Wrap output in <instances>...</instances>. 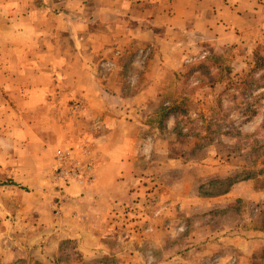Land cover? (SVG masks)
Here are the masks:
<instances>
[{
  "label": "crops",
  "instance_id": "1",
  "mask_svg": "<svg viewBox=\"0 0 264 264\" xmlns=\"http://www.w3.org/2000/svg\"><path fill=\"white\" fill-rule=\"evenodd\" d=\"M220 30H242L250 35L257 33L256 40L259 35L264 36V0H0V44L4 48L3 57L0 56V87L7 93L17 94L22 110L38 107L52 111L79 100L82 113L86 116H83L84 122L96 120V129L103 134L96 140L98 143L94 151H83L78 140L72 136L74 131L69 130L72 122L68 123V153L73 156L74 162L90 166L93 180L87 182L75 177L68 179L67 183L55 178L57 149L50 157L48 171L52 173L53 185L58 187L54 197L62 198L58 201V213L54 217L25 218L14 237L8 231H1L0 264H61L60 260L64 257L68 258V264H120L116 259L127 251L125 264L137 263L130 260L142 253L135 251L130 244L126 247L121 241L122 230L118 227L114 210L126 202L119 194L128 198L141 194H137L138 189L133 190L140 172L157 175V170L150 169L152 151L154 141L157 143L158 138H163L157 134L163 131L150 128V117L130 122V118L126 120L120 117L121 114L114 117L104 112H124L129 107L135 108L124 101L131 88L130 84H126V78L141 65L137 59H132L138 43L152 45L153 39L158 42H155L158 44V55L153 74L134 73V91V86H139L142 80L148 85L139 93L135 91L142 95L150 92L152 84L163 79L161 73L176 71L188 62L183 37L186 40L191 34L203 43L216 41L218 44ZM167 34L172 37L165 36ZM224 43L221 45L238 44ZM149 61L152 62L151 59ZM106 65L113 66V69ZM158 98L161 109L165 100L161 94ZM146 106L137 107L145 109ZM170 125L166 129H170ZM166 134L169 135L168 132ZM35 138L34 142H42L40 138ZM240 182L230 186L221 199H244L234 193ZM153 183L164 192L169 189L165 184ZM152 187L146 186L142 191L149 199L138 201L139 205L146 202L157 207L158 203H152L153 198L155 200ZM256 194L259 197L257 202H264V189ZM252 196L247 199L253 200ZM159 202L164 204V208L168 207L167 200L159 199ZM218 203L221 201H216L212 208L202 212L194 205L190 208L192 212L185 214L184 201L181 198L172 201L177 209L175 215L169 214V209L165 214L166 228L163 233L166 243L164 239L159 246H147L144 257L137 258V264L181 263L182 256L187 253L197 260V264H216L217 255L227 251L233 255L235 264H254L258 261V252L264 249V229L260 225L264 212L260 214L257 226L250 228L251 231L243 236L231 234V241L239 239L241 246L232 242V248L224 247L218 254L214 247H197L195 239L192 246H174L176 249L171 250L183 236H186L184 239L194 236L193 233L188 236L185 226V232L182 228L179 230L176 227L179 224L193 223L203 217L211 231V224L216 219L209 217L210 212L218 213L222 210L214 209L225 207ZM205 213L206 216H203ZM221 218L222 215L218 219ZM145 220L152 221L146 215ZM173 222L177 223L174 224V232L169 225ZM152 230L155 232L153 228L146 230L147 239ZM214 231L211 236L215 239L218 235ZM9 239L15 240V245L10 248L7 245ZM146 255L150 256L147 258ZM155 255H160V260ZM186 262L189 261H183L184 264Z\"/></svg>",
  "mask_w": 264,
  "mask_h": 264
},
{
  "label": "rangeland",
  "instance_id": "2",
  "mask_svg": "<svg viewBox=\"0 0 264 264\" xmlns=\"http://www.w3.org/2000/svg\"><path fill=\"white\" fill-rule=\"evenodd\" d=\"M220 31L218 44L215 43L216 41L203 43L191 34L187 36L186 40L183 37L182 40L186 43L184 50L188 62L184 63L176 71L161 73L163 79L159 81L154 79L156 83L152 84L150 92L142 95L138 93L148 85L146 86L142 80L139 86H134L136 87L135 91H138L136 93L132 89V86L135 85L134 73L138 72L141 75L150 72V74H153L155 61H157L156 56L158 55V44H156L158 42L155 41L157 39H153L152 45L150 43L148 45L138 43L136 45L137 50L132 54V59H137L141 65L137 67V70L133 74H130L126 78L125 82L128 85L130 84L131 88L128 89L124 101L132 104L131 106L135 108L129 107L124 112L108 110L104 113L112 114L111 116L114 117H118L121 114L120 117H124L126 120L130 118V122L139 118L142 120L146 117L151 118L155 116L160 109L161 100L158 98L159 94L165 100V98L174 93L179 85L177 77L181 74L184 65L194 62L198 58L201 59L208 53L222 54L225 51V46L221 44L224 42H227L224 44H229L230 42L238 43L233 44L237 45L240 49L236 52L237 54L232 63V76L234 78L243 76L253 66L254 51L258 47L264 48V36L259 35L258 40H256L254 37H256L257 33L250 35V33L247 34L248 32H243L242 30ZM154 35L159 38L164 37L163 35ZM165 36L172 37L169 34ZM217 37L218 34H216ZM3 51L4 48L0 44L1 57H3ZM150 59L152 62L149 61ZM105 67L112 68L113 66L106 65ZM1 82L0 80V84ZM224 87V84H219L212 90L200 89L196 91L188 101V111L191 117L195 118L198 114L206 113L215 96ZM77 101H72L70 105L58 106L56 110L52 111L42 110L38 107L32 110H22L17 94L7 93L4 88L0 87V182L12 180L24 188L22 190L14 186H0V232L8 231V234L14 237L15 234L19 233L21 228L20 222L25 218L54 217L57 215L58 201L62 198L54 197L56 191L58 192V187L52 183V173L50 174L48 171V166L50 157L57 149L68 150L67 136L68 123L70 121L72 123L69 126V130L72 129L74 131L72 136L78 140L82 146V150L94 151L96 149L98 143L96 140L103 134L102 132H98L96 120L84 122L83 118L86 117L85 114L82 113V110L77 111L73 107ZM144 104L147 105L145 109L137 107ZM150 118L148 119L150 120ZM260 121L261 116L253 121L242 124V132H254ZM133 123L136 125L135 122ZM169 124H171L170 129L160 130L163 132L157 135L163 138H158L159 141L157 143L154 141L153 145V163L150 169L154 172L157 170V175L156 173L144 175L140 172L133 190L138 189L137 194H141L139 196H129V198L119 194L120 198L126 202L114 210L115 216L118 217V227L122 230L123 236L121 241L126 244V247L130 244L132 248H135V251L140 250L142 253L141 256H136V258L130 260L134 263H138L137 258L141 259L144 257L147 246H159L162 240L166 238V235L163 233L166 228L165 214L169 209V214L175 215V209H177L172 204V201L176 202L181 198L186 207L185 214L189 211L191 213L192 210L190 208L194 205L199 208L200 212H202L201 210H206V208H212L216 204V201L219 202V200L221 203L218 204L225 206L224 209H214L222 210L218 211V213H214V211L210 212L209 217L214 220L216 219V222L211 224V231L208 229V223H206V219L203 217L200 218L201 220L194 221L193 223L187 224L186 222L185 224L177 225L175 221L173 224H169L171 225L170 230L173 232L176 227L179 230L182 228V231H184L185 226L188 236L189 234H194V236H191V239H184L186 236H183L181 241L177 240L174 245L172 244V251L176 249L174 246L182 248L192 246L195 239L198 242L195 244L197 247H214L218 254H220L219 252L224 247L226 249L232 248V242H235L237 246H241L239 239L231 241V234L243 236L245 232L251 231L250 228L257 226L260 214L264 212V209H262L264 202H257L259 197L256 194L264 189V174L255 177L253 180L240 182L241 185L236 187L234 193L236 196H241L244 199L239 197H224L225 199H221L223 195L228 193L230 181L242 178L243 171L254 169L250 157L241 152L228 150V146L234 144L233 141L224 138L221 143L199 148L198 145L200 143L198 139L178 136L172 131L173 122L171 121ZM135 129L138 130L137 125ZM167 132L170 136L174 137L171 138L166 134ZM34 137L40 138L42 142H34V140H37ZM258 138L264 139L262 136ZM151 178L154 179L151 180ZM153 182L165 184L169 189L167 192H164V189H158V185ZM149 185L153 186L152 190L155 192V200L154 198L151 200L155 205L158 203L157 207L146 202H142L140 205L138 203L140 200L146 201V199H149L142 192ZM38 187L40 188L38 189ZM251 189H254V191H251ZM62 195L63 193L60 194V196ZM248 196H252L253 200L247 199ZM159 199L167 200L165 203L168 207L164 208V204H160ZM229 199L231 201H228ZM145 215L151 217L152 221L150 223L145 220ZM204 215L206 216V213ZM221 215L223 219H218ZM174 224L177 226L175 227ZM260 225L264 227V222ZM149 227L155 229V232L153 230L152 232L150 231V238L147 239L146 230H150ZM214 230H216L218 235L215 239L211 236V232ZM126 237L129 238L126 239ZM14 239L8 240L7 245H9V248L15 245H13ZM228 244H230L229 247ZM126 247H123V249ZM258 254L260 260L254 261V264H264V249L260 250ZM124 256L127 258L128 251L121 255L120 258L115 257V259L117 258L118 263L125 264L127 260H124ZM131 256H133L132 253ZM149 256L146 255L145 257L148 258ZM232 256V254L229 255L228 251L222 252L221 255H217L215 263L235 264L236 260ZM155 257L160 260L161 256L155 255ZM164 257H166L165 254ZM108 259L112 260L110 257ZM115 259L113 258V260ZM182 259L183 261H189L185 264H197V260L190 257V253L182 256ZM208 259L213 260L214 258L209 257ZM183 261L176 264H184ZM60 263L68 264V258L64 257L63 260H60Z\"/></svg>",
  "mask_w": 264,
  "mask_h": 264
},
{
  "label": "trees",
  "instance_id": "3",
  "mask_svg": "<svg viewBox=\"0 0 264 264\" xmlns=\"http://www.w3.org/2000/svg\"><path fill=\"white\" fill-rule=\"evenodd\" d=\"M239 49L237 45L225 46L222 54L208 53L184 65L177 77L178 87L149 120L153 130H165L172 121V131L178 136L198 139L199 148L221 143L224 138L233 141L228 150L250 157L254 169L243 171L242 178L230 181L228 188L236 182L253 180L264 174V139L258 138L264 137V48L258 47L254 51L252 68L234 78L232 63ZM219 84L225 87L215 96L207 112L192 118L188 111L189 98L200 89L212 90ZM259 116L261 121L255 131L243 133L242 124ZM0 186L24 190L12 180L0 182Z\"/></svg>",
  "mask_w": 264,
  "mask_h": 264
},
{
  "label": "built area",
  "instance_id": "4",
  "mask_svg": "<svg viewBox=\"0 0 264 264\" xmlns=\"http://www.w3.org/2000/svg\"><path fill=\"white\" fill-rule=\"evenodd\" d=\"M75 110H82V104L77 101L73 105ZM68 150H59L57 154V166L55 168V178L63 180L68 183V179L75 177H80L85 179V181L90 182L93 180V175L90 173L89 165H80L77 161H73V156L68 153ZM72 157V159H71Z\"/></svg>",
  "mask_w": 264,
  "mask_h": 264
}]
</instances>
